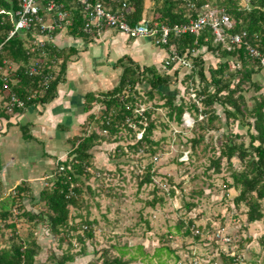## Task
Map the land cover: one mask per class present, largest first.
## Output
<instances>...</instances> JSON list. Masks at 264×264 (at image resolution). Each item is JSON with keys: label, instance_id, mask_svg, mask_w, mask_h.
I'll return each mask as SVG.
<instances>
[{"label": "rangeland", "instance_id": "obj_1", "mask_svg": "<svg viewBox=\"0 0 264 264\" xmlns=\"http://www.w3.org/2000/svg\"><path fill=\"white\" fill-rule=\"evenodd\" d=\"M239 2L245 4L247 0ZM155 4V0L147 3L151 9ZM153 18L155 16L151 14L149 19L154 20ZM49 22L47 18L46 23ZM63 33L66 38L69 37L67 29L59 34ZM47 39L39 37L38 40L42 42ZM72 59L76 60L75 57ZM204 59L207 73L209 67H215L219 63L209 53L204 54ZM38 62L43 63L42 60ZM190 67L191 63L183 66L177 75L174 70L178 66L173 70L166 69L165 61L163 67L160 64L157 68L161 75L170 76L171 84L165 93L171 94L178 90V103L182 96H186V101L190 98L197 100L193 91L189 94L190 81L185 79ZM17 68L16 64L9 61L7 68L2 71L9 75ZM53 70L57 74L59 64ZM253 80L264 88V70L256 74ZM84 85L91 86L94 89L90 91L96 93L108 89V85L103 87L91 80L88 82V78L87 83L81 84L82 87ZM61 87L67 92L70 89L78 91L70 82L60 85V90ZM150 90L146 82L137 88L141 96V109L149 108L153 111L151 120L156 128L152 140L157 143L155 154L141 151L136 153L130 149V144L136 141L134 135L139 139L142 131L133 127L134 132L122 130L110 136L100 130L95 121L87 119L89 112H84L83 105L74 107L71 114L55 112L56 108L60 110L61 107L49 105L36 107L32 109L34 112L29 111L31 108L26 109L22 114L11 115L9 120L0 119V200L16 196L17 202H20L21 197H17L15 188L22 183L38 198L43 188L52 185L58 172V163L67 159L72 141L75 142L78 136H89L95 131L104 140H100L92 149L91 166L81 178L83 198L77 207L71 208V216L76 217L74 223L80 224L85 219L96 222L92 226L94 237L86 241L89 245L86 254L67 264H103V259L99 257L105 249L108 250L107 256L110 259L119 257L129 264H223L218 257L220 250L238 253L240 264H264V248L258 242L259 237L264 234V219L249 225L245 215L246 208L242 206L237 210L234 205L239 190L234 187L232 172L241 171L244 165L234 159L235 166L231 169L227 161L222 160L219 173L212 165L214 158L219 156L218 148L226 141L225 138H220L222 133L243 134L245 138L242 141L248 143L247 126H242L238 120H228L219 105L213 107L219 116L213 122L215 129L204 130L197 125L200 123L208 127L212 111L207 116L186 111L183 123L180 124L175 116L170 117V110L159 95L155 94V98L148 101L147 92ZM261 92L264 93V90ZM8 94V91L0 94V110L5 109L11 114L12 105L6 101ZM245 95L248 106H251V97L256 95L254 89L245 92ZM198 106L200 110L204 109L200 102ZM103 109L101 103H95L91 112L99 118ZM51 111L49 119L47 114L50 116ZM9 123L12 125L9 126ZM17 123L30 124V131L35 139L25 140ZM61 126L68 129L63 131ZM200 136H204L205 140L193 149L191 141ZM150 165L153 166V181L140 186ZM88 188L94 192L93 196ZM172 190L175 191L174 195L171 194ZM29 194L30 192L25 196ZM190 202L196 207L188 211L186 204ZM23 204L28 209L46 211L43 203L35 201L33 205L30 198H25ZM17 213V210H13L8 221H0V249L11 245L13 236L25 240L35 237L42 247L36 264H42L50 254L60 256L70 248L71 254L81 252V244L75 237L83 234V231L71 233L74 236L70 239L72 247L65 241L59 249V237L50 234L46 223L35 226L23 218L18 220ZM191 219L196 226L193 233H201L199 240L185 235L184 227ZM181 221L184 222V227L179 232L178 224ZM8 224H14L15 229L7 228ZM199 227L201 230H198ZM224 235L231 237L222 238ZM215 242L218 244L215 245ZM92 248H95V253ZM134 257L136 258L131 259Z\"/></svg>", "mask_w": 264, "mask_h": 264}, {"label": "trees", "instance_id": "obj_2", "mask_svg": "<svg viewBox=\"0 0 264 264\" xmlns=\"http://www.w3.org/2000/svg\"><path fill=\"white\" fill-rule=\"evenodd\" d=\"M91 1L94 3L100 1L113 10L126 4L128 6L127 19L131 25L146 21L151 25L157 24L158 27L168 26L173 29L175 26L186 24L197 17L196 10H190L189 2L186 0H155L156 4L151 9L155 16L154 20L146 17L145 0ZM239 1L190 0V3L194 4L197 9L209 4L212 8L224 10L225 14L230 17L232 26L231 28L224 27L227 37L224 42H216L213 30L210 27H204L196 34L176 35L171 31L168 43L160 45L169 52V56L175 52L189 60L191 67L185 79L190 81L188 88L191 87V91L189 92L188 89L187 91L189 94L193 91L197 100L190 98L189 101H186V96H182L178 103V94L176 95L178 90L171 94L165 93L171 84L170 76L161 75L156 67H141L130 57L125 56L119 59L115 65L122 69L118 84L104 92L90 91L86 93L83 108L85 113L89 112L87 119L95 121L100 130L107 132L110 136L116 135L122 130L134 132L133 127H136L142 131V135L139 139L134 135L136 141L134 144H130V149L136 153L141 151L155 154L157 143L152 140L156 128L151 120L153 111L149 108L141 109L142 102L137 91L138 86L146 82L151 88L147 92L148 101L153 100L155 94L159 95L161 99L165 100L164 105L170 110V117L175 116L180 124L183 123V115L186 111L190 113L194 111L195 114L203 113L205 116L212 111L208 127L201 125L196 119L195 124L198 123L197 125L204 130L215 129L213 122L218 120L219 116L213 107L221 106L228 120H238L242 126H247L248 143L242 141L245 138L243 134L222 133L220 138H225L226 141L218 148L220 149L219 156L214 158L212 165L218 173L222 160H226L231 169L235 166L234 159H238L244 165L241 171L233 170L232 172L234 187L239 190L238 196L234 199V205L237 210L242 206L246 208L245 215L247 223L250 225L264 219V93L261 92L264 88L253 80V77L264 68L259 60L252 57L248 51V46H250L258 49L264 55V0H247L245 4H241ZM55 2L57 5L62 3L64 10L71 13L72 23L67 26L68 36L86 42L94 39L83 30L85 19L81 6L73 4L72 0H55ZM21 3L22 0H0V94L8 91L6 101L12 105L11 114H8L5 109L0 110V119L5 120H9L11 115L22 114L31 107L52 103L58 97L59 86L66 80L68 63L72 55L76 53L74 47L65 50L52 43V39L62 33V29L59 28L51 32L50 39L42 42L38 40L41 36L39 29L23 30L8 38L9 32L14 28L13 19L21 8ZM38 4L40 6L39 15L46 18L47 0H38ZM236 35L243 36L240 45L231 43L230 38ZM206 53L216 57L219 61L217 66L209 67V74L205 70L204 54ZM39 60H42L43 63L38 62ZM9 61L16 64L18 68L15 72L5 75L2 69L7 68ZM232 62H234L233 66ZM57 64H59V72L56 74L53 67ZM182 67L174 70L175 75ZM174 68L175 64L166 66V69L173 70ZM32 69H35L36 72H33ZM251 89H254L256 95L251 97L253 104L248 106L245 92H249ZM199 102L203 105V110L199 109ZM95 103H101L104 106L99 118L91 112ZM19 123L17 125L20 126L24 139H35L30 131V124ZM60 128L63 131L68 129L63 126ZM75 139V142L72 141V149L69 151L67 159L58 163V172L52 185L43 188L39 192L38 198L33 193L31 194L30 189L22 183L15 188L17 197H21L20 202H17L16 196L0 200V221H8L13 215V210H17L18 220L23 218L35 226L39 223H46L50 234L59 237V249L62 248L65 241H68L72 247L70 239L74 236H71V233L83 231V234H78L75 237L81 244L80 253L71 254L72 248H70L68 252H64L60 256L50 254L42 264H49V262L67 264L75 261L78 256L86 254L89 249L86 241L94 237L92 226L96 222L85 219L80 224L74 223L76 217L71 216V208L77 207L83 198L84 190L81 178L91 166L92 149L104 138L94 131L89 136H78ZM204 140V136L193 139L191 141L193 149ZM119 149L121 148L119 147ZM152 167V165L148 167L140 186L152 183ZM88 190L93 196L94 192L91 188ZM29 192V196H25ZM171 194L174 195L175 191L172 190ZM25 198H30L32 204L35 201L43 203L46 211L38 212L34 208L28 209L23 204ZM194 207H196L194 203L186 204L188 211ZM15 227L14 224L7 225V228L13 230ZM181 227H184L183 221L178 224L179 232ZM184 228L185 235L192 236L195 240L201 238L200 232L196 235L193 233L196 228L194 220H189L188 225ZM198 230H201L200 227ZM226 237L230 238L231 236L227 235ZM11 241L10 246L0 249V264L37 263V258L42 251L38 239L31 237L29 240H25L13 236ZM258 242L264 248V234L259 237ZM215 243V245L218 244V242ZM92 249V252L95 253V248ZM107 253L106 249L101 251L99 259H103V264H129L119 257L110 259ZM144 256L146 255L144 254ZM218 257L223 264H240L241 262L240 255L235 252L220 250Z\"/></svg>", "mask_w": 264, "mask_h": 264}, {"label": "built area", "instance_id": "obj_3", "mask_svg": "<svg viewBox=\"0 0 264 264\" xmlns=\"http://www.w3.org/2000/svg\"><path fill=\"white\" fill-rule=\"evenodd\" d=\"M186 1L189 2L188 8L190 10H196L197 17L191 19L186 24L177 25L171 29L168 26L158 27L157 24L151 25L146 21L131 25L127 19L128 6L126 4L113 10L100 1L94 3L91 0H72L73 4L82 7L81 11L85 19L84 32L90 34L94 39L101 38L105 30L112 29L127 35L131 39L150 38L157 46H160L168 43L171 31L176 35L184 33L196 34L203 30L204 27H210L216 36L215 41L224 42L227 38L224 27L231 28L232 26L230 17L225 14V11L212 8L209 4L197 9L194 4L190 3V0ZM47 2L46 18H50L49 23H46V18L39 15L40 6L38 0H22L21 8L16 12V17L13 19L14 28L9 32L8 38L23 30L39 29L40 37L50 39L51 32H54L58 28L62 30L67 29V26L72 23L71 13L68 10H64L62 3L57 5L55 0H47ZM242 38V35H236L230 38L231 43L240 45ZM248 51L252 57L259 60L264 68V55L254 47L248 46ZM171 64H175V67L178 66L179 68L181 66H189L190 62L187 58L174 52L165 62L166 66H170ZM32 71L36 72L35 69H32Z\"/></svg>", "mask_w": 264, "mask_h": 264}, {"label": "crops", "instance_id": "obj_4", "mask_svg": "<svg viewBox=\"0 0 264 264\" xmlns=\"http://www.w3.org/2000/svg\"><path fill=\"white\" fill-rule=\"evenodd\" d=\"M148 1L151 2L152 0H145V14L149 18L153 13L151 12V7L147 5ZM52 43L60 49L70 50L73 47L76 48V53L71 57H75L76 60L70 59L66 80L61 85L64 86L70 82L74 84L78 91L70 89L67 92L62 87L60 90L59 86L58 97L52 103L43 105L44 107L50 105L54 108L59 106L63 110H57L56 108L55 112H61V114H71L74 107L78 108L80 105H84L86 93L90 89H94L91 86L87 87V85L81 86V84L87 83V78L88 82L91 80L94 84L108 85L107 90L114 87L118 83L122 72L120 67L117 68L115 66L119 59L128 56L141 67L158 68L160 64L163 67V62L169 56V52L165 48L155 45L150 38L131 39L127 35L112 29H107L101 38L88 42L74 39L71 36L66 38L63 33L57 35L55 40L52 39ZM32 109L34 110L36 107H31L29 111L34 112ZM47 116L50 119L52 111L50 116L48 114Z\"/></svg>", "mask_w": 264, "mask_h": 264}, {"label": "clouds", "instance_id": "obj_5", "mask_svg": "<svg viewBox=\"0 0 264 264\" xmlns=\"http://www.w3.org/2000/svg\"><path fill=\"white\" fill-rule=\"evenodd\" d=\"M166 62V61H165Z\"/></svg>", "mask_w": 264, "mask_h": 264}]
</instances>
